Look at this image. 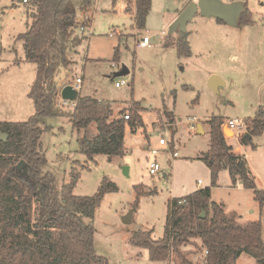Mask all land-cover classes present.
<instances>
[{
    "label": "rangeland",
    "instance_id": "rangeland-1",
    "mask_svg": "<svg viewBox=\"0 0 264 264\" xmlns=\"http://www.w3.org/2000/svg\"><path fill=\"white\" fill-rule=\"evenodd\" d=\"M72 1L76 15L82 19L86 12L90 22L84 31L80 26L75 28V34L83 40L70 53L73 62L56 76L59 107L64 113L74 109L77 100L65 102L61 90L75 84L80 76L83 81L79 96L90 95L111 103L115 115L122 109H127L125 114L140 110L143 121L134 130L127 127L124 155L109 159L97 154L89 160L79 151V132L66 114L40 119L44 129L40 149L47 160L44 171L55 175L59 189L73 181V174L79 175L75 195L95 194L104 178L117 185L116 191L105 194L95 212L96 252L110 264H183L175 254H170L166 262L154 263L149 250L134 246L131 236L133 231L145 229L152 230L155 239L163 237L170 200L208 187L212 189L211 200L236 210L241 222L261 220L264 242V206L246 187L230 188L227 170H222L213 186L205 159L211 138L209 119L221 117L222 127L234 117L249 122L260 106L264 108V0H241L255 12V24L229 25L196 14L185 33L191 45L190 56H180L175 46H165L170 25L179 16L174 17L179 0H153L143 29L135 27L133 14L122 0ZM36 11V6L23 4L22 0H0L2 121H25L36 112L29 96L36 64L24 60L23 40L18 38ZM181 34L179 30L172 36ZM144 35L150 38L146 47L138 45ZM124 66L129 72L117 75ZM212 71L225 81L218 92L208 84ZM122 79L126 84L117 87L116 81ZM171 111L173 121L167 117ZM196 123L205 126L206 131L195 130ZM90 131L96 132L95 124ZM233 136V132L226 134L228 142L234 149L242 147L237 151L246 156L254 180L264 189V132L253 137L255 147L242 145L240 138ZM162 137L167 144H160ZM174 151L178 156L172 155ZM154 160L161 170L153 176L150 163ZM130 211L132 222L125 224L123 217ZM196 242V246L183 247L193 264L203 261L205 255L201 241ZM236 264L260 262L243 253Z\"/></svg>",
    "mask_w": 264,
    "mask_h": 264
},
{
    "label": "trees",
    "instance_id": "trees-1",
    "mask_svg": "<svg viewBox=\"0 0 264 264\" xmlns=\"http://www.w3.org/2000/svg\"><path fill=\"white\" fill-rule=\"evenodd\" d=\"M126 1L129 5L133 2ZM135 2V27L143 29L153 0ZM33 5L37 11L31 14L32 21L18 38L23 40L25 60L36 64V78L29 92L36 112L25 121L0 120V133L8 134L6 140L0 137V264H110L96 252L93 219L105 194L116 191L117 185L104 178L95 194L75 195L79 175L73 174V181L59 189L55 175L44 171L47 160L40 149L44 131L40 119L66 114L79 132V151L89 160L97 154L111 159L125 154L126 129L134 130L143 123L140 110H134L126 119L127 109L115 115L111 103L89 95L79 96L74 109L64 113L58 104L60 87L56 76L73 62L70 53L83 40V36L75 34L76 8L72 0H35ZM252 18L246 4L239 24H249ZM165 46H175L180 56L192 53L186 34L177 38L169 35ZM167 117L174 120L172 111ZM249 118L248 133L252 138H240L245 145H253V136L264 132V108L260 106ZM207 122L211 138L205 159L212 185L217 184L222 170H228L233 184L240 180L264 206V189L257 187L246 156L228 142L222 127L224 120L213 116ZM92 124L96 125L95 133L90 131ZM112 134L118 145L111 139ZM21 160L26 164L19 169ZM211 195L208 187L172 198L163 237L155 239L152 230L139 229L133 231L131 243L147 248L154 263L166 262L170 254H175L183 264H193L183 247L196 246L199 239L205 255L198 264H236L243 253L264 264L261 220L241 222L235 211L226 212L224 204L211 200ZM183 199L186 201L180 203Z\"/></svg>",
    "mask_w": 264,
    "mask_h": 264
},
{
    "label": "water",
    "instance_id": "water-1",
    "mask_svg": "<svg viewBox=\"0 0 264 264\" xmlns=\"http://www.w3.org/2000/svg\"><path fill=\"white\" fill-rule=\"evenodd\" d=\"M246 9V4L243 1H232L226 2L223 0H198L192 1L188 4V6L179 14V16L172 22L169 28V35H173L176 31H181L183 33L187 32L188 23L195 17L196 14H201L205 17H215L216 19H221L224 23L229 25H237L239 24L240 17L242 13ZM129 70L126 66H124L120 71H118L117 75H124L128 73ZM224 79L218 74H212L209 78L208 84L209 86L216 92H218L219 87L224 85ZM61 97L64 100L68 101H76L79 98V91L74 88L72 84L65 85L61 90ZM197 130L199 133H204V128L201 123L197 124ZM223 131L225 135L228 132H232L231 129L224 125ZM247 137L252 138L250 133L245 134ZM0 137L4 140L7 139V133H0ZM111 139H113L118 145V139L115 134L111 135ZM26 164L25 160H21L18 163V168L21 169ZM127 167H125V172L127 171ZM132 214L133 211H130L123 217V222L125 224H130L132 222ZM202 216H205L203 212Z\"/></svg>",
    "mask_w": 264,
    "mask_h": 264
},
{
    "label": "built area",
    "instance_id": "built-area-1",
    "mask_svg": "<svg viewBox=\"0 0 264 264\" xmlns=\"http://www.w3.org/2000/svg\"><path fill=\"white\" fill-rule=\"evenodd\" d=\"M35 0H22L23 4H33ZM193 1H198V0H193ZM90 22V17L88 15H84L83 20L80 22L79 26L80 29L82 31H84L86 29V27L89 25ZM138 45L142 46V47H146L150 45V38L147 35H144L139 41H138ZM83 78L82 77H77L75 84H72L74 86V88H76L77 90L80 87V84L82 83ZM126 84V81L124 79H122L121 81H116L115 85L117 87H121L123 85ZM65 102H68V100H64ZM124 117L126 119L130 118V113H126L124 115ZM248 121H246L245 119H241L239 117H234V118H230L228 120H226V126H228L231 131L233 132V137H237V138H241L243 137L247 132H248ZM197 127V123L195 126V130ZM160 144L165 145L168 143L167 139L165 137L160 138L159 140ZM154 154H156V150L152 151ZM174 157L178 156V152L174 151L172 154ZM161 170V165L159 164L158 161L154 160L150 163V173L154 176L157 175ZM199 182H201L199 180ZM186 201V199L183 200H179L180 203H184Z\"/></svg>",
    "mask_w": 264,
    "mask_h": 264
},
{
    "label": "crops",
    "instance_id": "crops-1",
    "mask_svg": "<svg viewBox=\"0 0 264 264\" xmlns=\"http://www.w3.org/2000/svg\"><path fill=\"white\" fill-rule=\"evenodd\" d=\"M193 0H189V1H185V2H183L182 0H179V4H178V7L174 10L176 13L174 14V17H176L177 15H179L187 6H188V4L190 3V2H192ZM232 1H241V0H228V1H226V2H232ZM122 4H123V6H126V9L128 10V2L126 1V0H122ZM130 7H131V10H128L131 14H133V17L135 16V11H136V2H135V0H133V2L129 5ZM88 9H86V10H84V11H87ZM251 11H252V13L254 14L255 12L253 11V9H250ZM171 13H173V12H171ZM88 13H86V12H83V17H82V19H80L77 15H76V26H75V28L76 29H79V24H80V22L83 20V18H84V15H87ZM253 17H254V15H253ZM134 19V18H133ZM250 24H255V20H254V18H252V21H251V23H249V24H245V25H250ZM185 34V33H184ZM85 37V36H84ZM25 60V59H24ZM26 61V60H25ZM26 62H28V61H26ZM15 63H17L18 64V61H16ZM212 73H214V71H212V72H209V74L211 75ZM80 77V76H79ZM35 78H36V76H35ZM77 79V78H76ZM32 99V98H31ZM204 131H206V127L204 126ZM254 137V136H253ZM242 145H245V144H242ZM240 148H242L241 146H238V148H236V149H234L235 151H237L238 149H240ZM238 152V151H237ZM240 153V152H239ZM228 171V170H227ZM222 172V171H221ZM221 172H220V174H221ZM252 173V172H251ZM219 174V175H220ZM165 175H167V173H165ZM229 177H230V180H231V185H229V187L230 188H245L244 187V185L242 184V182L240 181V180H238L235 184H233V182H232V179H231V176H230V174H229ZM219 178V177H218ZM256 185H257V183H256ZM257 187H258V185H257ZM259 188V187H258ZM246 189H248V188H246ZM249 190H251V189H249ZM211 191H212V189H211ZM252 191V190H251ZM253 192V191H252ZM254 196V195H253ZM212 197V196H211ZM174 198H178V197H174ZM218 202V201H217ZM220 203H222V202H220ZM224 204V203H223ZM224 208H225V210H226V212H232V211H235L237 214H238V216H239V219H240V217H241V214H239L236 210H228L227 208H226V206H225V204H224ZM244 222H246V221H244ZM262 239H263V237H262ZM205 252V251H204Z\"/></svg>",
    "mask_w": 264,
    "mask_h": 264
}]
</instances>
